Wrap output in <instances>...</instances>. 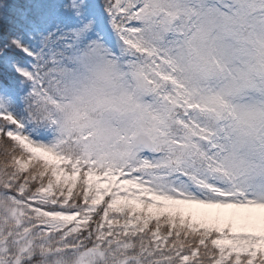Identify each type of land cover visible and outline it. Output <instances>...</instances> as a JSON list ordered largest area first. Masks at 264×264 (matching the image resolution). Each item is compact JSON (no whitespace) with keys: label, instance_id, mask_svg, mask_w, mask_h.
<instances>
[{"label":"snow or ice","instance_id":"1","mask_svg":"<svg viewBox=\"0 0 264 264\" xmlns=\"http://www.w3.org/2000/svg\"><path fill=\"white\" fill-rule=\"evenodd\" d=\"M0 264H264V0H0Z\"/></svg>","mask_w":264,"mask_h":264}]
</instances>
